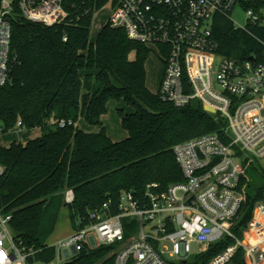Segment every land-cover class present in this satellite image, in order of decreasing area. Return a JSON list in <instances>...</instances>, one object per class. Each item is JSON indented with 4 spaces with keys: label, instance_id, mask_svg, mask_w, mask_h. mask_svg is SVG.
<instances>
[{
    "label": "trees",
    "instance_id": "16d2710c",
    "mask_svg": "<svg viewBox=\"0 0 264 264\" xmlns=\"http://www.w3.org/2000/svg\"><path fill=\"white\" fill-rule=\"evenodd\" d=\"M107 2L64 0L70 16L53 26L26 19L19 7L12 17L10 80L0 86V126L7 132L21 121L24 128H40L42 134L25 144L0 145V163L6 168L0 177V209L12 215L10 226L17 243L34 251L31 263L55 259L56 246L45 241L67 205L68 189L75 193L72 219L81 217L87 222L92 211L108 201L116 205L126 191L143 195L150 184L167 189L183 181L173 151L176 144L208 133L229 141L228 122L208 112L200 100L178 108L148 88L147 45L131 40L123 28L109 22L91 39L94 12ZM240 3L254 10L260 22L244 30L235 27L231 13L217 12L213 18L217 53L240 61L251 55L261 60L264 0ZM110 100L134 108L130 113L118 110L128 132L120 141L108 135L102 121ZM81 117L101 130L84 131L78 126ZM63 120L67 124L60 126ZM244 163L255 167L250 158ZM244 182L247 198L235 226L240 237L255 204L264 202V183L255 184L249 178ZM129 224L125 220L126 227ZM230 243L225 237L187 262L172 264H207ZM116 249L115 245L84 247L63 264H113ZM231 263L246 264L243 249Z\"/></svg>",
    "mask_w": 264,
    "mask_h": 264
},
{
    "label": "built area",
    "instance_id": "2783aa9c",
    "mask_svg": "<svg viewBox=\"0 0 264 264\" xmlns=\"http://www.w3.org/2000/svg\"><path fill=\"white\" fill-rule=\"evenodd\" d=\"M107 3L113 8L108 21L112 27L123 28L131 40L160 47L165 63L157 92L160 97L178 108L200 100L204 108L214 110L208 112L228 122L229 141L208 133L176 144L173 151L183 181L167 189L150 184L143 195L126 191L116 205L108 201L92 211L89 221L77 217L74 233L58 241L56 257L49 262H30L34 251L17 243L10 226L12 215L0 209V264H61L84 247L101 245L117 246L113 264H172L188 260L194 254V244L204 245L203 251L225 237L231 243L207 264H230L240 249L246 264H264L263 201L255 204L243 236L235 231L247 198L244 178L249 164L244 161L250 158L262 164L264 158V58L240 61L219 55L213 35L214 15L231 13L240 0ZM16 7L26 19L48 26L70 16L64 0H0V86L10 80ZM247 14L248 25L260 22L254 10ZM247 26L236 28L247 30ZM66 124L60 122V126ZM17 126L22 128V122ZM5 170L0 163V177ZM74 200L73 189H68L65 202L71 205ZM125 220H129L128 227Z\"/></svg>",
    "mask_w": 264,
    "mask_h": 264
},
{
    "label": "rangeland",
    "instance_id": "374dc122",
    "mask_svg": "<svg viewBox=\"0 0 264 264\" xmlns=\"http://www.w3.org/2000/svg\"><path fill=\"white\" fill-rule=\"evenodd\" d=\"M113 12L112 5L106 3L101 8L97 9L93 15L92 27H91V39L95 40L99 31L106 25L109 18ZM261 14L264 17V7L261 9ZM231 18L234 22L235 27H245L249 24V17L247 14V9L238 3L231 12ZM150 53L146 61V73H147V86L148 88L157 93L161 80L163 78L165 63L164 60L160 58V47L157 45H150ZM135 54L132 53L131 58L133 59ZM202 63V61H200ZM119 109H124L125 112L130 113L134 111L132 106H129L123 101L110 100L108 103V111L103 115L102 121L108 134L114 138V140H123L128 136L127 130L122 127L121 117L118 113ZM78 124L81 129L89 130L90 132H99L101 127L99 125L89 124L84 118L78 120ZM35 136V131L28 128L14 127L10 131L0 132V145L10 146L13 142H27ZM247 178L254 182L255 184L264 183V165L260 162H255V167L248 168ZM180 193V192H179ZM75 223L72 219L71 206L65 205L60 213L56 229L51 236L46 239V243L50 245H56L58 241L68 238L75 231ZM68 236V237H67ZM204 245L194 244L193 251L194 254L199 253ZM70 260V259H69ZM64 259L61 264L69 261ZM177 262V261H173ZM232 264V263H230Z\"/></svg>",
    "mask_w": 264,
    "mask_h": 264
},
{
    "label": "crops",
    "instance_id": "0c3cea01",
    "mask_svg": "<svg viewBox=\"0 0 264 264\" xmlns=\"http://www.w3.org/2000/svg\"><path fill=\"white\" fill-rule=\"evenodd\" d=\"M102 118H103V116H102ZM78 126H79V124H78ZM80 127V126H79ZM32 129V131H35V136H33L31 139H29V140H32V139H35V138H37V137H39V136H41V134H42V131H41V129L40 128H31ZM84 131H86V132H90L89 130H84ZM108 133V132H107ZM109 135V134H108ZM110 136V135H109ZM111 137V136H110ZM112 138V137H111ZM113 140H114V138H112ZM29 140H27V142L29 141ZM114 141H120V140H114ZM26 141L25 142H23L24 144L25 143H27ZM62 210H63V208H62ZM61 210V211H62ZM61 213V212H60ZM60 216V215H59ZM58 220H59V218H58ZM58 223V222H57ZM68 237V236H67Z\"/></svg>",
    "mask_w": 264,
    "mask_h": 264
},
{
    "label": "water",
    "instance_id": "95a60500",
    "mask_svg": "<svg viewBox=\"0 0 264 264\" xmlns=\"http://www.w3.org/2000/svg\"><path fill=\"white\" fill-rule=\"evenodd\" d=\"M256 57H255V55H251L250 56V59H255ZM207 111H210V112H214V110H212V109H210V108H208V107H206L205 108ZM262 164L264 165V158L262 159ZM183 262H187V260H183Z\"/></svg>",
    "mask_w": 264,
    "mask_h": 264
}]
</instances>
